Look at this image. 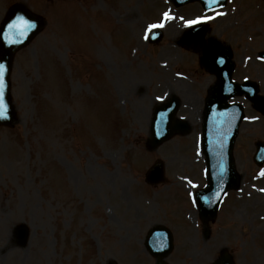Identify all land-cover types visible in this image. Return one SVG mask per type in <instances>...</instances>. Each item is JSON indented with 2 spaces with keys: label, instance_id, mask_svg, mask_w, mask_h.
<instances>
[{
  "label": "rangeland",
  "instance_id": "obj_1",
  "mask_svg": "<svg viewBox=\"0 0 264 264\" xmlns=\"http://www.w3.org/2000/svg\"><path fill=\"white\" fill-rule=\"evenodd\" d=\"M16 4L44 24L16 54V118L0 126V264H155L144 242L157 224L174 234L169 264H213L224 247L236 264H264V166L252 158L263 118L241 124L234 156L244 181L217 218L202 220L194 200L207 183L202 115L216 77L195 74L198 48L178 42L185 23L206 16L201 3L0 0V25ZM155 28L164 36L152 44ZM206 29L207 42L232 49L241 82L246 54L264 50V1L229 0ZM258 79L262 87L264 68ZM171 93L190 131L151 148L154 110ZM157 160L167 182L151 185L145 173ZM22 223L25 246L16 235Z\"/></svg>",
  "mask_w": 264,
  "mask_h": 264
},
{
  "label": "water",
  "instance_id": "obj_2",
  "mask_svg": "<svg viewBox=\"0 0 264 264\" xmlns=\"http://www.w3.org/2000/svg\"><path fill=\"white\" fill-rule=\"evenodd\" d=\"M176 5L181 6L196 0H173ZM202 1L206 8L219 7L225 4L226 0H199ZM31 24V27H26ZM41 19L31 14L24 8L13 7L9 13V17L4 22L0 33V66L3 71L0 75L2 88H0V101H2L5 114L0 118V124H12L15 118V110L10 97V71L13 63L15 52L25 46L40 30ZM191 33L198 35L196 29H192ZM160 36L157 40L160 39ZM227 56V55H226ZM216 54L210 53L204 60V64L215 71L220 80V85L212 90V94L208 99L207 108V124L204 125V148L207 156V162L210 170L209 185L205 190L199 193L198 202L201 206V212L204 217H213L219 207V202L224 193L238 186L239 177L237 175L232 150L235 138L238 134V128L243 118L242 108L239 104H228V100L241 94V87L231 80L233 65L229 61V57L223 60L226 62L219 64L221 59L215 58ZM227 73V74H226ZM230 88V91L227 92ZM178 103L176 100L164 107H159L155 114L153 123V139L150 141L153 147L158 146L164 140L168 139L173 132H187L189 126L187 123H174V115L177 110ZM264 152V150H263ZM148 180L158 182L163 180V163H156L148 172ZM18 242L21 246L28 242L29 228L25 224H20L17 229ZM164 233V234H163ZM164 239V250H157L161 247ZM147 244L153 247L154 253L160 259L159 264H163L162 259L172 249V235L169 230L157 228L151 231L147 238ZM217 264H234L232 259L224 254Z\"/></svg>",
  "mask_w": 264,
  "mask_h": 264
},
{
  "label": "flooded vegetation",
  "instance_id": "obj_3",
  "mask_svg": "<svg viewBox=\"0 0 264 264\" xmlns=\"http://www.w3.org/2000/svg\"><path fill=\"white\" fill-rule=\"evenodd\" d=\"M262 49H258L254 54L255 56H251L250 54H246L244 57L243 63H244V69L241 75H242V81L251 80L256 85H250V87L246 88L242 97V102L244 105L245 113L247 117H257L259 116V110L257 107L263 106L261 109L264 108V103L261 98H259V94L263 95L261 93L264 85L261 87V84L259 82V69L264 68V58L262 56ZM258 66V68H257ZM264 90V89H263ZM256 95V98H252L249 95ZM258 95V96H257ZM253 99V100H252ZM255 103V104H254ZM248 110H246V108ZM252 110L255 115H249L248 111Z\"/></svg>",
  "mask_w": 264,
  "mask_h": 264
},
{
  "label": "snow or ice",
  "instance_id": "obj_4",
  "mask_svg": "<svg viewBox=\"0 0 264 264\" xmlns=\"http://www.w3.org/2000/svg\"><path fill=\"white\" fill-rule=\"evenodd\" d=\"M165 16L167 17V13L165 14ZM190 23H194V22H190ZM26 27H31V24H27L26 22ZM152 27H156V25H153ZM2 71H3V68L2 66H0V75H2ZM0 88H2V81H0ZM4 114H5V110H4L2 101H0V118H3Z\"/></svg>",
  "mask_w": 264,
  "mask_h": 264
}]
</instances>
